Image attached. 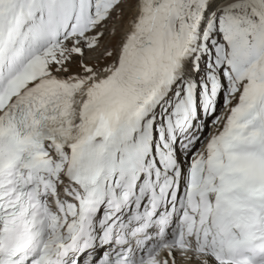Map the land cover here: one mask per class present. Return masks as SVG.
Listing matches in <instances>:
<instances>
[{
    "label": "snow or ice",
    "instance_id": "6c2138e0",
    "mask_svg": "<svg viewBox=\"0 0 264 264\" xmlns=\"http://www.w3.org/2000/svg\"><path fill=\"white\" fill-rule=\"evenodd\" d=\"M0 264H264V0H0Z\"/></svg>",
    "mask_w": 264,
    "mask_h": 264
}]
</instances>
